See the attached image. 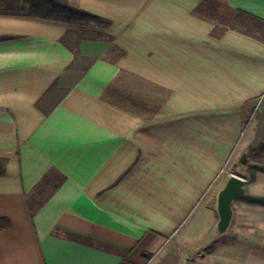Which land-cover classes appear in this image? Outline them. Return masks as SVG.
Segmentation results:
<instances>
[{"label":"crops","instance_id":"crops-1","mask_svg":"<svg viewBox=\"0 0 264 264\" xmlns=\"http://www.w3.org/2000/svg\"><path fill=\"white\" fill-rule=\"evenodd\" d=\"M67 1L109 19L96 30L113 39L0 0V264H264V43L212 36L193 12L203 0ZM228 3L264 18V0ZM121 70L127 108L103 99ZM246 104L258 118L244 127ZM248 160L226 259L196 226H220L206 194ZM51 168L67 179L32 218L25 193Z\"/></svg>","mask_w":264,"mask_h":264},{"label":"trees","instance_id":"trees-1","mask_svg":"<svg viewBox=\"0 0 264 264\" xmlns=\"http://www.w3.org/2000/svg\"><path fill=\"white\" fill-rule=\"evenodd\" d=\"M30 15L39 16L43 18H49L53 20H60L67 22L69 25H80L82 27H89L91 32H87V36L94 39H109L113 38L106 34L104 31L96 30L98 27L105 28L111 24L109 19H106L98 14L86 11L79 6L72 4L67 0H30ZM194 14L214 23V28L211 30V35L216 38H221L228 31L233 30L252 38H255L264 43V18L257 16L251 12H248L241 8H234L229 5L228 0H203L194 10ZM84 33H82L83 35ZM67 35L62 37V41L67 44ZM83 37H80V40ZM72 52L75 57L79 55L80 50L78 46L70 45ZM117 50L115 57H122L125 52L117 47L113 46L112 49ZM112 60V61H115ZM71 64L69 67H72ZM127 75H132L126 70H121L114 80L109 84L106 92L103 94V99L111 102L112 104L119 105L122 108H127V105L122 103L118 99L120 95L121 87L120 83L122 79ZM150 84V83H149ZM113 94L115 97L110 98L108 95ZM117 97V99H116ZM130 101L139 103L138 99L134 94L128 97ZM167 97L159 99V103L153 105L154 113L159 111L166 101ZM149 99H144V104L149 103ZM141 103V102H140ZM244 112V127L251 124L252 121L258 117V111L252 109L248 104L243 107ZM49 112H47L48 114ZM252 151V150H251ZM250 158V156H249ZM8 160L0 159V176L6 172ZM249 165V160L243 164L237 166V172L239 168L243 170ZM222 176L214 182L212 188L207 192L208 196V207L215 208L217 198L220 191L223 188L221 181ZM67 177L56 170L51 168L48 170L39 182L29 191L25 193L26 203L32 218L42 209V207L51 199L56 191L63 185ZM11 222L9 217L0 216V230L10 228ZM146 256L148 254H145ZM124 264H133L128 260L124 261ZM185 264H195L194 258H188Z\"/></svg>","mask_w":264,"mask_h":264},{"label":"rangeland","instance_id":"rangeland-1","mask_svg":"<svg viewBox=\"0 0 264 264\" xmlns=\"http://www.w3.org/2000/svg\"><path fill=\"white\" fill-rule=\"evenodd\" d=\"M16 6H14L17 10L20 9H26V5L22 4H18L15 3ZM145 91H149L150 88L149 87H145L144 89ZM257 105V104H255ZM246 145V139H244L242 141V143L239 146V149L237 151L236 154L241 155L244 148ZM242 168H239V171L237 172V166L236 164H233V162H230V164L228 165V167L226 168V171L224 172V174L222 175L221 181L225 180L229 174L234 173V174H239L241 173ZM203 217H205L206 224L205 226H201L197 225L196 223L192 226V229L195 228H200V227H204L203 228V235H204V240L205 243H211L212 245L210 246V250H214V252H216V254H219L220 256H224V258L226 259H231L229 257V255L231 254L232 251H234L235 249H237V247H239L238 245H236L237 243H241V241H239V237L238 234L236 235L234 233V230L232 228L228 229L226 232H222L221 227L217 224L216 222L213 224L214 221V217L213 215H206ZM195 228V229H196ZM191 229V227L189 228V230ZM236 243V244H235ZM234 244V246H233ZM234 258V257H233ZM239 261V256L237 258V262ZM231 261H229V263L226 264H231Z\"/></svg>","mask_w":264,"mask_h":264},{"label":"water","instance_id":"water-1","mask_svg":"<svg viewBox=\"0 0 264 264\" xmlns=\"http://www.w3.org/2000/svg\"><path fill=\"white\" fill-rule=\"evenodd\" d=\"M244 179L238 174H232L218 195V212L220 227L226 229L233 215L232 203L235 197L243 193Z\"/></svg>","mask_w":264,"mask_h":264}]
</instances>
